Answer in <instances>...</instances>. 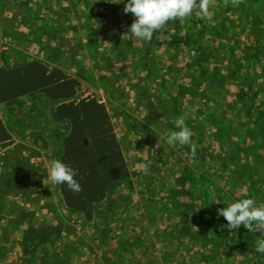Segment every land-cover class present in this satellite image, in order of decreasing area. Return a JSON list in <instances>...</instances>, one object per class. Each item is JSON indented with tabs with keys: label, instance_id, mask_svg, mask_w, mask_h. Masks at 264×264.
Masks as SVG:
<instances>
[{
	"label": "rangeland",
	"instance_id": "1",
	"mask_svg": "<svg viewBox=\"0 0 264 264\" xmlns=\"http://www.w3.org/2000/svg\"><path fill=\"white\" fill-rule=\"evenodd\" d=\"M126 3L0 0V264H264V236L217 216L264 203V148L244 149L257 110L238 98L247 80L264 112V0H216L212 21L193 14L150 42L121 39ZM31 61L47 89L3 100ZM178 123L196 149L216 146L211 160L168 144ZM57 159L81 192L47 180Z\"/></svg>",
	"mask_w": 264,
	"mask_h": 264
},
{
	"label": "clouds",
	"instance_id": "2",
	"mask_svg": "<svg viewBox=\"0 0 264 264\" xmlns=\"http://www.w3.org/2000/svg\"><path fill=\"white\" fill-rule=\"evenodd\" d=\"M106 2L118 4L122 0H106ZM229 2L233 7H238L244 0H224V5L228 6ZM215 3L216 0H127L123 11L125 14L131 13L135 19L129 30L121 35V39L124 40L128 37V34H131L132 38L150 42L155 33L164 34L170 22L176 23L178 20L179 24L183 25L185 20L193 14L198 19L212 21L213 13L210 9L215 6ZM178 127H180L179 131H172L167 136L168 144L171 146H175L177 143L190 145L194 157L196 145L191 141V130L179 123ZM135 155L136 153H130L129 159ZM77 171L57 159L51 163L48 169L47 180H50L53 184H67L71 191L78 193L83 189L75 179ZM142 171L144 174L148 173L149 167L147 164L142 166ZM43 183L47 186L45 179ZM215 203L218 204L220 201L216 200ZM217 216H223L226 219L229 231L238 229L243 225L249 232H260V236H264V203L257 206L254 199H243L228 205L226 208H220ZM256 251L264 253V239L257 240Z\"/></svg>",
	"mask_w": 264,
	"mask_h": 264
},
{
	"label": "trees",
	"instance_id": "3",
	"mask_svg": "<svg viewBox=\"0 0 264 264\" xmlns=\"http://www.w3.org/2000/svg\"><path fill=\"white\" fill-rule=\"evenodd\" d=\"M155 34H159V33L157 32ZM171 46L172 47H176V44H172ZM239 86H240V90L238 92L239 101L246 103V106H247L246 108L248 110L247 112H245V114L248 115L250 119H252V116L250 115L252 110H257L255 116L253 117L254 119H253V121L250 124V128L248 130V134L246 135V138H248L249 136H252L251 144L244 148L245 151L252 148L254 150L253 153L257 155V151L256 150H258L259 148H264V112L263 111L259 112V110L261 109V106L260 105H256V104H254V103H252L250 101V99H252V97L249 98V99L247 98L249 92H251V90H252L253 85L248 84L247 80H243V81L239 82ZM18 115H19V112H18ZM218 139H219V141L221 143H223V140L221 139L220 136H219ZM244 143H246V142H244ZM215 149H216V146H213V145H210V144L206 145L203 142V145H201L200 147H198L196 149V154H195L194 157L192 156L191 148H188V151L190 153L189 155L191 156V158L195 161V164L196 163L198 164V163H201V162H205L208 159L211 160V157L213 156V154L215 152ZM211 169L212 168H209L208 171H211ZM253 170L255 171L254 167L251 168V172H250V176H249V178L251 180L252 188L254 186H256L257 183H258V180H254L253 179V176L255 175V172ZM195 182H196V180H195ZM184 183H186V181H184ZM226 184L232 185V184H230V181H227L222 186H220L219 184L213 182V186L212 187L210 185H207V184H203L202 187L205 188V189H208L209 187H211L212 190H205L206 193H208L209 191L211 193H213V192L216 191V189L217 190L220 189L221 192H224ZM189 188L191 190L189 192L190 196H193L195 189H199L197 184L195 186H194V184H193V186L190 184ZM0 201H1V195H0ZM204 214H205V212H204ZM204 218H205V215H204ZM205 226H206V222L204 221V223L201 225L202 229L206 228ZM256 243H257V241H256Z\"/></svg>",
	"mask_w": 264,
	"mask_h": 264
},
{
	"label": "crops",
	"instance_id": "4",
	"mask_svg": "<svg viewBox=\"0 0 264 264\" xmlns=\"http://www.w3.org/2000/svg\"><path fill=\"white\" fill-rule=\"evenodd\" d=\"M127 22V21H126ZM126 30V28H123V31ZM34 62H27L24 65H21L22 74L15 79L14 82L10 84L11 88L4 93L5 99L9 98H15L17 96H22V95H27L31 91H45L47 89L46 86V79L47 76L44 72H41V74H38L37 77H32L31 74L27 71L26 72V67L33 65ZM25 67V68H24ZM100 104H103V102H100ZM100 122V121H99ZM122 158H124V153L122 152ZM123 160V161H124Z\"/></svg>",
	"mask_w": 264,
	"mask_h": 264
}]
</instances>
